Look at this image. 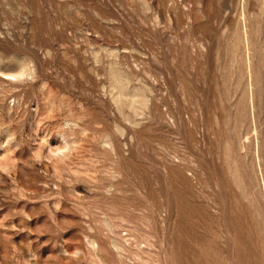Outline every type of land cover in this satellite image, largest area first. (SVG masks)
<instances>
[{
	"label": "rangeland",
	"instance_id": "obj_1",
	"mask_svg": "<svg viewBox=\"0 0 264 264\" xmlns=\"http://www.w3.org/2000/svg\"><path fill=\"white\" fill-rule=\"evenodd\" d=\"M0 264H264V0H0Z\"/></svg>",
	"mask_w": 264,
	"mask_h": 264
}]
</instances>
